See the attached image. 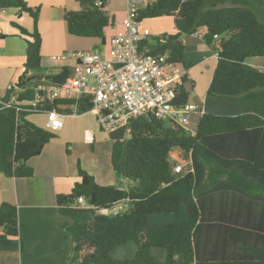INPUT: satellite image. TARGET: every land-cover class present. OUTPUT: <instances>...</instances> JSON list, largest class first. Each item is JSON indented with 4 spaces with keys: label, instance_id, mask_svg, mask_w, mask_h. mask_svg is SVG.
I'll return each mask as SVG.
<instances>
[{
    "label": "trees",
    "instance_id": "obj_1",
    "mask_svg": "<svg viewBox=\"0 0 264 264\" xmlns=\"http://www.w3.org/2000/svg\"><path fill=\"white\" fill-rule=\"evenodd\" d=\"M78 0L79 9L66 11L69 34L97 38L103 45L105 28L113 25L107 0ZM258 4L263 5L259 6ZM14 7L37 22L38 8L24 0H0V9ZM264 0H151L137 10L142 22L163 16L173 18L174 32L151 35L139 42L148 54H166L168 60L189 66L183 60L182 35L204 28L203 40L216 53L217 63L206 94L238 99L243 113L216 115L204 112L194 133L178 123L138 117L127 127L109 134L111 166L124 186L100 185L78 168L80 180L66 194H57L61 214L92 213L90 221L68 227L71 251L65 264H157L153 248L166 253L162 264H264V71L247 59L264 57ZM26 42L25 72L40 70L41 38L34 27L27 31L12 23ZM62 67L50 73L52 83L72 75ZM21 83L15 103L7 91L0 97V173L8 177L32 176L27 164L55 136L27 116L52 109L68 111L72 100L48 102L40 111L30 102L39 75L31 73ZM186 74L178 86L175 104L188 101ZM91 103L80 99L77 112ZM45 110V111H42ZM62 113V112H61ZM176 148L185 162L175 173L170 151ZM123 183V182H122ZM79 196L97 208L109 207L127 198L129 209L117 215H100L94 208L74 207ZM153 214L172 215L170 222H151ZM0 240L19 233L17 208L0 204ZM128 241L136 250L131 259H116L113 249Z\"/></svg>",
    "mask_w": 264,
    "mask_h": 264
},
{
    "label": "crops",
    "instance_id": "obj_2",
    "mask_svg": "<svg viewBox=\"0 0 264 264\" xmlns=\"http://www.w3.org/2000/svg\"><path fill=\"white\" fill-rule=\"evenodd\" d=\"M24 1L29 7L38 8L35 26L32 17L26 12L19 14L14 7L0 9V97L8 91L9 86H13L12 92L18 94V84L28 81L31 73L41 77L37 84L49 83L47 76L50 73L75 65L74 59H63L61 55L78 50H94L101 44L97 38L68 33L64 14L66 11L78 10V0ZM125 14L126 10H123L122 20ZM108 15L113 16L114 22L110 25L113 27L105 28L104 45H108L111 36L122 30V20L116 22L115 13L108 12ZM154 19L165 20L166 26H160L153 33L174 32L172 17ZM14 22L29 32L36 28L41 38L40 70L25 72L26 42L19 29L12 24ZM203 33L204 28H198L192 34L182 35L185 46L183 60L189 66H180L186 74L184 86L188 92V101L202 107L203 112L207 113L241 114L244 109L238 99L206 94L217 58L216 53L203 40ZM247 63L259 69L264 68V57H251ZM60 107L68 109L60 111L64 114L62 126L52 130L55 136L44 145L39 155L27 160L33 171L32 176L8 177L0 173V204L9 202L15 205L19 222L17 236L0 240V264H65L71 251L68 227L92 218L61 214L56 202L57 194L69 193L80 180L79 167L92 175L100 185H108L113 179L114 171L110 161L112 140L96 122L95 112L86 110L74 113L72 104ZM44 115L42 122H36L31 115L27 119L47 128L49 115ZM200 116L199 113L191 115L187 125L190 131H195ZM86 132L90 133V138ZM122 182L127 184V181ZM2 230L0 227V233ZM162 249H152L157 264L165 260L166 253ZM135 250L134 242L128 241L116 246L111 254L116 259H131Z\"/></svg>",
    "mask_w": 264,
    "mask_h": 264
},
{
    "label": "built area",
    "instance_id": "obj_3",
    "mask_svg": "<svg viewBox=\"0 0 264 264\" xmlns=\"http://www.w3.org/2000/svg\"><path fill=\"white\" fill-rule=\"evenodd\" d=\"M100 1L97 0L96 4ZM150 1L126 0L127 15L121 22L122 30L111 36L108 45L61 55L63 59L70 57L75 60L72 75L62 83L37 84L30 102L32 109L40 111L48 102L69 99L73 101L74 113H77L78 101L84 98L91 103L87 111L95 112L96 122L108 134L127 127L132 119L138 117L154 118L169 125L178 123L190 131L187 125L191 115L203 114L204 110L192 102L182 106L175 104L184 69L180 64L169 61L166 54H148L139 47V42L152 33L135 17L140 5ZM13 88L8 87L9 102L3 106L16 102L17 94L12 92ZM46 114L49 115L48 129L62 126L63 113L52 109ZM89 134L86 132L88 138ZM184 164L183 160H176L173 171H183ZM74 207L94 208L100 215H117L126 212L130 205L125 198L109 207L97 208L79 196Z\"/></svg>",
    "mask_w": 264,
    "mask_h": 264
},
{
    "label": "rangeland",
    "instance_id": "obj_4",
    "mask_svg": "<svg viewBox=\"0 0 264 264\" xmlns=\"http://www.w3.org/2000/svg\"><path fill=\"white\" fill-rule=\"evenodd\" d=\"M254 2H257V0H253ZM259 6H262L261 4H258ZM106 10L107 12H111V13H115L116 17L115 20L117 22V20L121 19V16L123 14V10H126V14L125 17L127 15V8H126V0H110L109 4L106 5ZM143 5H140V7H142ZM111 10V11H110ZM110 17H113L112 15H110ZM120 17V18H119ZM260 17L264 18V11L260 13ZM122 20V19H121ZM165 20H159V19H146L144 20V22H142L143 24H141V26H148L149 29L152 32V35H155L156 33L155 30H158V28L160 26H166ZM113 26H110V28ZM99 48L102 47V44H100L98 46ZM103 48V47H102ZM211 99H216V98H211ZM230 99V98H228ZM44 112H36V113H31L29 115H31V117L36 120V122H42V119H44ZM178 150L176 148H173L170 153H169V158L170 160H179V156H178ZM108 185H115V186H124L125 183L120 182V180H118L115 176V173L113 172V179L111 181V183H109ZM88 217V218H92V213L90 211H84L81 214L76 215V217ZM168 220L173 221L174 218L172 215H152L150 221L151 222H170ZM133 243V242H132ZM162 249V248H160ZM163 250V249H162Z\"/></svg>",
    "mask_w": 264,
    "mask_h": 264
},
{
    "label": "water",
    "instance_id": "obj_5",
    "mask_svg": "<svg viewBox=\"0 0 264 264\" xmlns=\"http://www.w3.org/2000/svg\"><path fill=\"white\" fill-rule=\"evenodd\" d=\"M18 86H20V83L18 84ZM166 126H169V124H168V123H166Z\"/></svg>",
    "mask_w": 264,
    "mask_h": 264
}]
</instances>
